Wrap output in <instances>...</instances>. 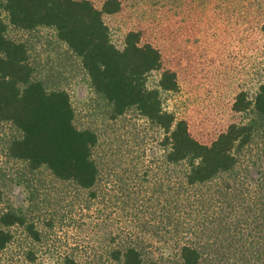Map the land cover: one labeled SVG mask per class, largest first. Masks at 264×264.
I'll return each instance as SVG.
<instances>
[{
  "label": "rangeland",
  "instance_id": "rangeland-1",
  "mask_svg": "<svg viewBox=\"0 0 264 264\" xmlns=\"http://www.w3.org/2000/svg\"><path fill=\"white\" fill-rule=\"evenodd\" d=\"M91 1L101 8L105 0ZM121 2L119 12L104 15L112 41L123 48L127 33L135 30L142 33V44L160 50L163 68L175 71L179 83L177 91L162 93L164 106L188 122L196 139L211 144L229 125L249 121L252 114L236 112L233 105L241 92L254 101L264 81V0ZM3 3L0 17L6 16ZM8 34L27 44L36 77L50 89L70 93L77 126L97 133L100 176L86 190L57 178L46 166L32 169L9 155L10 142L21 132L0 120V217L13 211L24 219L13 226L0 221V228L13 235L0 252V264H66L68 259L124 264L113 253L128 243L147 258L184 264L177 224L184 210L180 192L186 164H167L164 131L136 108L114 117L111 104L92 88L81 59L53 29L10 27ZM161 73H150V87L158 85ZM262 141L258 138L242 154L238 178L245 176L246 162L257 160ZM259 170L250 168L252 183ZM211 235L209 244L201 242L207 255L200 264H252L235 256L247 246L232 245L218 230Z\"/></svg>",
  "mask_w": 264,
  "mask_h": 264
},
{
  "label": "trees",
  "instance_id": "trees-1",
  "mask_svg": "<svg viewBox=\"0 0 264 264\" xmlns=\"http://www.w3.org/2000/svg\"><path fill=\"white\" fill-rule=\"evenodd\" d=\"M3 8L0 120L10 121L21 132L8 146L11 157L27 161L34 170L46 166L57 178L86 190L99 181L94 155L97 133L77 126L70 93L61 87L50 89L36 77L27 44L8 34L10 27L51 28L81 59L92 88L111 104L112 115L136 108L164 131L167 164H186L180 192L184 210L177 224L183 263L200 264L207 255L201 242L209 244L218 230L221 237L231 238L232 245L247 246L236 251L241 261L264 264V146L257 160L246 162V177L238 178L244 151L258 138L264 144V81L254 101L241 92L234 102V111L252 114L249 121L229 125L206 144L191 134L185 119L164 106L162 93L177 91L179 83L175 71L163 68L160 50L151 43L142 44V33L135 30L127 33L123 48L112 41L104 15L119 12L121 0H105L101 8L91 0H4ZM154 71L162 73L158 85L150 87L148 76ZM252 165L261 167L254 183L249 179ZM0 221L5 226L24 223L13 211L3 213ZM12 238L10 231L0 228V252ZM113 256L124 264H166L164 259L145 257L133 243L117 248ZM66 264L79 263L68 259Z\"/></svg>",
  "mask_w": 264,
  "mask_h": 264
}]
</instances>
